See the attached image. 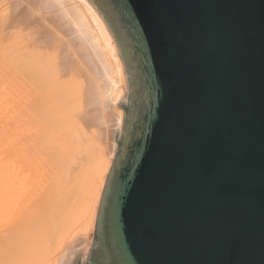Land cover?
Masks as SVG:
<instances>
[{
	"label": "water",
	"instance_id": "1",
	"mask_svg": "<svg viewBox=\"0 0 264 264\" xmlns=\"http://www.w3.org/2000/svg\"><path fill=\"white\" fill-rule=\"evenodd\" d=\"M89 1L127 96L85 264H264V0Z\"/></svg>",
	"mask_w": 264,
	"mask_h": 264
},
{
	"label": "bare ground",
	"instance_id": "2",
	"mask_svg": "<svg viewBox=\"0 0 264 264\" xmlns=\"http://www.w3.org/2000/svg\"><path fill=\"white\" fill-rule=\"evenodd\" d=\"M126 96L89 0H0V264L87 260Z\"/></svg>",
	"mask_w": 264,
	"mask_h": 264
},
{
	"label": "snow or ice",
	"instance_id": "3",
	"mask_svg": "<svg viewBox=\"0 0 264 264\" xmlns=\"http://www.w3.org/2000/svg\"><path fill=\"white\" fill-rule=\"evenodd\" d=\"M131 163L133 165H135L136 160L135 158L132 159ZM124 187H123V182L122 181H117L116 185H115V196L117 198V200L119 199L120 195L123 193L124 191Z\"/></svg>",
	"mask_w": 264,
	"mask_h": 264
},
{
	"label": "rangeland",
	"instance_id": "4",
	"mask_svg": "<svg viewBox=\"0 0 264 264\" xmlns=\"http://www.w3.org/2000/svg\"><path fill=\"white\" fill-rule=\"evenodd\" d=\"M121 135H122V132H121V134L119 135V137L117 138V141L119 142L120 141V138H121ZM119 146V145H118ZM117 155V154H116ZM86 263V260H85V262H83L82 264H85Z\"/></svg>",
	"mask_w": 264,
	"mask_h": 264
}]
</instances>
